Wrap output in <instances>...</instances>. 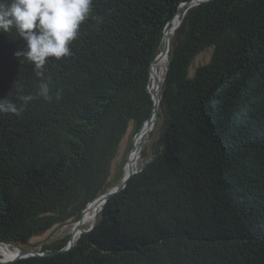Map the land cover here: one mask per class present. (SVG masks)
I'll list each match as a JSON object with an SVG mask.
<instances>
[{
  "label": "trees",
  "instance_id": "obj_1",
  "mask_svg": "<svg viewBox=\"0 0 264 264\" xmlns=\"http://www.w3.org/2000/svg\"><path fill=\"white\" fill-rule=\"evenodd\" d=\"M191 1L92 0L73 54L49 58L52 101L0 113V244L27 246L123 183L112 177L120 141L153 110L150 68L189 2L170 35L146 166L79 242L9 264H264V0ZM24 48L14 29L0 32V99L17 105L41 82L15 56Z\"/></svg>",
  "mask_w": 264,
  "mask_h": 264
},
{
  "label": "clouds",
  "instance_id": "obj_2",
  "mask_svg": "<svg viewBox=\"0 0 264 264\" xmlns=\"http://www.w3.org/2000/svg\"><path fill=\"white\" fill-rule=\"evenodd\" d=\"M92 12V0H0V32L16 31L25 48L15 56L24 57L34 65L41 79L35 95L18 97L22 101L20 105L0 99V113L19 117L33 100L52 101L51 79L44 78L49 58L59 61L73 54L70 46L78 39L81 25ZM55 98L60 99L59 92Z\"/></svg>",
  "mask_w": 264,
  "mask_h": 264
},
{
  "label": "rangeland",
  "instance_id": "obj_3",
  "mask_svg": "<svg viewBox=\"0 0 264 264\" xmlns=\"http://www.w3.org/2000/svg\"><path fill=\"white\" fill-rule=\"evenodd\" d=\"M213 0H192L190 3H192L189 8L197 7L200 4H204L207 2H210ZM184 3L181 6L178 7V11L174 16V20H171L165 27L164 29V48L163 52L167 47L166 54L164 55L163 52L161 51L158 56L154 59L153 62H155L153 65H151V75H159L160 74V83H159V89L156 90L154 88V84H151V92H152V99H153V110L148 117L142 124L141 128L138 130V132L135 133V124L131 123L130 128L126 136L123 138L122 142L120 141V147H119V152L116 157V159L113 162L112 165V171L113 175L112 177L115 179L119 176H125L127 174L129 168H132L134 174L137 172H140L145 166H146V159L141 156V151L143 150V147L147 142L148 139H155L154 136L151 135V133L154 130L155 124L158 122V112H159V106H160V99L158 98V102L154 101V96L153 93L157 92V95L160 93V87L162 86V82L164 81V75L166 74V67L168 63V53H169V43H170V35L172 36L176 29L179 27V25L182 23V17L179 11L186 12V8L188 7V4ZM184 15V13H183ZM166 34H168V44L166 40ZM211 55V50H208L206 52H203L202 54L199 55V57L195 61V65L198 63H205ZM160 59L157 63V69L154 67L156 64L157 60ZM155 74V75H154ZM151 118V123L149 124V120ZM147 128V129H146ZM152 137H151V136ZM158 134L155 133V137H157ZM139 142V149H135L136 143ZM133 174V175H134ZM122 177V180H123ZM113 179V180H114ZM129 180V179H128ZM127 180V181H128ZM122 184V181L117 183L115 188H112L110 191L115 190ZM127 184V182H126ZM109 191V192H110ZM100 201L101 197H97L91 203L87 205V207L84 209L85 213L83 217H81V220H78L77 222L70 223L68 225L52 228L50 231L47 233L43 234L42 236H38L35 238H32L29 241V244L27 246H13L9 244H0V252L3 253V248L7 249L6 251L9 253L8 255L16 254L14 258L11 259H6L8 258V255H1L0 254V263L3 264H9L17 260L33 257V256H47L45 255L46 252L48 251H42L43 248L45 249V245H51L53 243L59 242L61 239L64 238V240H67V245L68 246H73L77 242H79V239L82 237L83 234L88 233L90 230L89 228L97 224L98 218L102 213L101 208L104 207V204L102 202L98 203L97 207L95 208L94 212L89 213V208L91 204L95 201ZM98 201V202H99ZM89 213V214H88ZM5 258V259H3Z\"/></svg>",
  "mask_w": 264,
  "mask_h": 264
},
{
  "label": "water",
  "instance_id": "obj_4",
  "mask_svg": "<svg viewBox=\"0 0 264 264\" xmlns=\"http://www.w3.org/2000/svg\"><path fill=\"white\" fill-rule=\"evenodd\" d=\"M180 12V11H179ZM166 40H167V44H168V34H166ZM166 51H167V47H166V49L164 50V52H163V54L165 55L166 54ZM155 62H153L152 63V65L154 64ZM159 89V84L156 86V90H158ZM160 90H161V87H160ZM153 96H154V101L155 102H158V98L161 100V92L157 95V92H156V94H155V92L153 93ZM151 123V118H150V120H149V124ZM133 174H134V172H133V170H132V168H129V170H128V172H127V174H125V176H124V181H123V183H122V185L121 186H119L118 188H116L115 190H113V191H110V192H107V193H105V194H103V195H101L100 197H101V200L99 201V203L100 202H102V204H104L106 201H108L111 197H112V195H114L115 193H119L121 190H122V188L126 185V182H127V180L131 177V176H133ZM99 197V198H100ZM101 209H103V208H101ZM86 210V209H85ZM85 210H84V212H83V215H84V213H85ZM92 226H94V225H92ZM72 247V246H71ZM68 248H70V246L68 247ZM54 254V252H47L45 255H47V256H49V255H53ZM0 264H3V263H0Z\"/></svg>",
  "mask_w": 264,
  "mask_h": 264
},
{
  "label": "bare ground",
  "instance_id": "obj_5",
  "mask_svg": "<svg viewBox=\"0 0 264 264\" xmlns=\"http://www.w3.org/2000/svg\"><path fill=\"white\" fill-rule=\"evenodd\" d=\"M197 1V0H196ZM160 59H158L157 60V62H156V64L154 65V67L157 69V63H158V61H159ZM155 75V74H154ZM157 76V79H155V81H152V85L154 84V88L156 89V86L160 83V79H161V77H160V74L158 75H155V76H153L154 78ZM147 129V128H146ZM135 149H139V142L138 143H136V147H135ZM98 201H95V202H93L92 204H91V206H90V208H89V213L90 212H94L95 211V208L97 207V205H98ZM88 213V214H89ZM1 249V248H0ZM7 249L5 248H3V253L2 252H0V254L1 255H8L9 253L6 251ZM47 253V252H46ZM45 253V254H46ZM15 255L16 254H12V255H8V258H6V259H11V258H14L15 257ZM3 259H5V258H3Z\"/></svg>",
  "mask_w": 264,
  "mask_h": 264
}]
</instances>
